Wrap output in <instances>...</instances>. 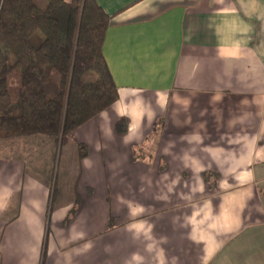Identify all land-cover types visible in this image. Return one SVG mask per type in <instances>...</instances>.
I'll return each instance as SVG.
<instances>
[{
	"label": "crops",
	"instance_id": "1",
	"mask_svg": "<svg viewBox=\"0 0 264 264\" xmlns=\"http://www.w3.org/2000/svg\"><path fill=\"white\" fill-rule=\"evenodd\" d=\"M95 1L118 98L59 180L0 139V264H264V0Z\"/></svg>",
	"mask_w": 264,
	"mask_h": 264
},
{
	"label": "trees",
	"instance_id": "2",
	"mask_svg": "<svg viewBox=\"0 0 264 264\" xmlns=\"http://www.w3.org/2000/svg\"><path fill=\"white\" fill-rule=\"evenodd\" d=\"M44 1L41 7L35 0H0V139L43 135L56 152L111 106L118 90L102 50L110 16L95 0ZM127 128L126 117L115 120L116 135ZM76 146L78 157L86 156V146Z\"/></svg>",
	"mask_w": 264,
	"mask_h": 264
},
{
	"label": "rangeland",
	"instance_id": "3",
	"mask_svg": "<svg viewBox=\"0 0 264 264\" xmlns=\"http://www.w3.org/2000/svg\"><path fill=\"white\" fill-rule=\"evenodd\" d=\"M36 3L43 7L45 5V1L44 0H35ZM95 77L94 74H91L88 78V80H93ZM53 81L55 82V84H57L58 82V74L54 73L53 75ZM9 84H10V88L11 90L15 93L16 89L18 88L19 85V72L18 71H14L12 73V75L9 78ZM66 143L59 146L57 145L56 147V152H55V157H54V161H53V178L59 180V178H61V176L64 174V171L66 170V163H65V151H66Z\"/></svg>",
	"mask_w": 264,
	"mask_h": 264
}]
</instances>
